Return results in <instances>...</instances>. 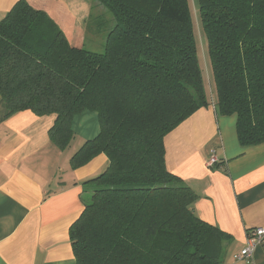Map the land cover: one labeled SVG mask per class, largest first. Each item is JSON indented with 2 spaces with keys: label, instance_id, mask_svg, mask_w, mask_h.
I'll use <instances>...</instances> for the list:
<instances>
[{
  "label": "trees",
  "instance_id": "16d2710c",
  "mask_svg": "<svg viewBox=\"0 0 264 264\" xmlns=\"http://www.w3.org/2000/svg\"><path fill=\"white\" fill-rule=\"evenodd\" d=\"M112 15L103 52L71 47L26 0L0 19V97L8 116H54L66 150L72 122L95 113L99 133L70 159L99 155L69 229L75 264H220L231 236L195 213L197 195L166 166L164 140L209 106L189 0H96ZM215 107L236 116L240 146L264 144V0H196Z\"/></svg>",
  "mask_w": 264,
  "mask_h": 264
},
{
  "label": "crops",
  "instance_id": "0c3cea01",
  "mask_svg": "<svg viewBox=\"0 0 264 264\" xmlns=\"http://www.w3.org/2000/svg\"><path fill=\"white\" fill-rule=\"evenodd\" d=\"M19 0H0V19ZM62 30L71 47L84 48L96 0H26ZM104 16V9L100 13ZM164 140L166 166L198 197L196 215L231 236L220 264H264V245L251 261H235L247 231L264 227V144L240 146L236 116H220L216 96ZM54 116L30 111L8 116L0 97V264H75L71 225L89 193L85 181L107 167L102 154L73 170L70 159L99 133L95 113L74 117L76 150L61 151L49 140ZM215 153L218 163L208 167Z\"/></svg>",
  "mask_w": 264,
  "mask_h": 264
},
{
  "label": "rangeland",
  "instance_id": "374dc122",
  "mask_svg": "<svg viewBox=\"0 0 264 264\" xmlns=\"http://www.w3.org/2000/svg\"><path fill=\"white\" fill-rule=\"evenodd\" d=\"M191 17L193 26L195 29V35L197 39V47H198V59L201 64L205 88L207 90V94L209 97H212L214 91V84L211 73V66L209 62L208 52H207V42L205 34L202 30L199 14H198V6L196 0H189ZM104 9V16H101L100 13ZM115 21L112 18V15L104 8L102 5H95L93 7V16L90 20V28L85 38L84 48L91 52L101 53L104 49V44L106 40V36L108 32L114 27ZM77 142L71 144L70 148H68L69 152H73L76 149Z\"/></svg>",
  "mask_w": 264,
  "mask_h": 264
},
{
  "label": "built area",
  "instance_id": "2783aa9c",
  "mask_svg": "<svg viewBox=\"0 0 264 264\" xmlns=\"http://www.w3.org/2000/svg\"><path fill=\"white\" fill-rule=\"evenodd\" d=\"M217 163L218 157L215 153H213L209 157L206 165L211 168ZM261 245H264V227H258L247 231L244 247L237 254L234 255V260L251 261L255 249Z\"/></svg>",
  "mask_w": 264,
  "mask_h": 264
}]
</instances>
